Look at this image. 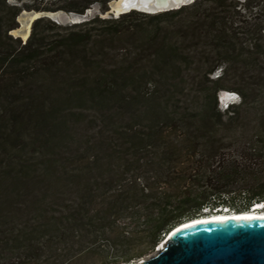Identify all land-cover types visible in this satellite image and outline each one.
Returning <instances> with one entry per match:
<instances>
[{
    "label": "trees",
    "instance_id": "16d2710c",
    "mask_svg": "<svg viewBox=\"0 0 264 264\" xmlns=\"http://www.w3.org/2000/svg\"><path fill=\"white\" fill-rule=\"evenodd\" d=\"M109 1L0 0V264L96 250L120 262L140 227L148 250L180 223L264 201V0L11 33L25 8ZM222 90L239 100L223 108Z\"/></svg>",
    "mask_w": 264,
    "mask_h": 264
},
{
    "label": "water",
    "instance_id": "95a60500",
    "mask_svg": "<svg viewBox=\"0 0 264 264\" xmlns=\"http://www.w3.org/2000/svg\"><path fill=\"white\" fill-rule=\"evenodd\" d=\"M117 1H109L108 10L102 13L104 17H117L134 9L147 13L168 11L195 0H122V10L118 12L113 8ZM92 11V8L83 13L66 9L26 10L21 14L40 13L32 20L28 36L24 38L19 33L23 26L20 19L12 32L26 42L33 22L40 17H49L65 25L87 20ZM74 17L80 19L74 20ZM135 264H264V216L237 214L226 218L190 219L171 229L153 255Z\"/></svg>",
    "mask_w": 264,
    "mask_h": 264
},
{
    "label": "rangeland",
    "instance_id": "374dc122",
    "mask_svg": "<svg viewBox=\"0 0 264 264\" xmlns=\"http://www.w3.org/2000/svg\"><path fill=\"white\" fill-rule=\"evenodd\" d=\"M30 1L31 0H12L13 3L19 4V5L29 3ZM46 1H48L49 4L52 3L53 6H58L61 3L64 4V0H46ZM108 3H107V7L105 9L103 8V5L101 3H99V2L93 3L90 7H88V8L93 9V11L91 12V15L88 19H90L96 15H99L100 17H104V15H102V13L105 12L106 10H108ZM60 9H62V8H60ZM26 10L30 11V10L25 8L21 12L26 11ZM51 11H53V10H51ZM19 15L20 16H18V19L22 20L24 15L21 13ZM37 16H38V14L35 17H37ZM110 17H116V16H110ZM110 17H106V18H110ZM69 24H73V23H69ZM65 25H68V24H65ZM31 31H32V29H31ZM11 33L14 36H18L14 31L12 32V30H11ZM25 33L26 32L22 33L23 37H24ZM219 73H220V70H218L212 76L216 77L219 75ZM194 77H195V75L192 74L191 78H194ZM238 100H239V96H238L237 92L222 90L219 93L220 105L223 108H225L230 102L238 101ZM225 209L223 211H225ZM127 224L123 223V222L121 223L122 226H127ZM120 229H121L120 227L118 229H115V231L113 232V235H112L113 238H117L118 234L121 233ZM144 230L145 229L143 227H140L137 231L133 232L132 235H130L126 239L128 254L131 255V258H129L128 260H124V261H120V262H114L113 261L116 254H121L120 251H119V253H116V250L108 253L106 251L96 250L94 252L84 254L82 257L78 258L77 260H75L71 264H130V263H137L138 261L153 255L157 251V248L159 245V244H157L154 248H150L148 250H145L146 247L148 246V242H147L148 237H147V233ZM143 250H145V251L143 252Z\"/></svg>",
    "mask_w": 264,
    "mask_h": 264
},
{
    "label": "bare ground",
    "instance_id": "6f19581e",
    "mask_svg": "<svg viewBox=\"0 0 264 264\" xmlns=\"http://www.w3.org/2000/svg\"><path fill=\"white\" fill-rule=\"evenodd\" d=\"M121 2H122V0H118L113 5V8L117 12L120 11V10H122V8H121ZM36 15H37V13H35V12H33V13H27V16H26V18H24L23 22H25L28 19L33 20ZM78 19H80V18L74 17V20H78ZM29 28H30V23L27 24L26 33L24 35V38H26L28 36V34H29ZM19 30H20L19 33L22 32L21 31L22 28H20ZM20 34L23 36L22 33H20ZM258 203H260V202H258ZM254 206L255 207H253L252 209L247 210V211L237 212V211H228V209H226L227 211L225 210V211H222V212L221 211H218V212H215V213H212V214H206V215L197 217V219H201V218L202 219H205V218L207 219V218H211V217L212 218H226V217L234 216V215H237V214H245L246 216H255V217H257V216H264V205L257 204V205H254ZM130 264H135V263H130Z\"/></svg>",
    "mask_w": 264,
    "mask_h": 264
},
{
    "label": "flooded vegetation",
    "instance_id": "af4514ba",
    "mask_svg": "<svg viewBox=\"0 0 264 264\" xmlns=\"http://www.w3.org/2000/svg\"><path fill=\"white\" fill-rule=\"evenodd\" d=\"M12 1V0H11ZM22 13V12H21ZM27 13H33V12H26V13H24L23 15V18H22V24H23V26L21 27L22 28V32H20V33H24V32H26V27H27V24L28 23H30L31 24V22H32V20H30V19H28V20H26L25 22H23V20H24V18H26V16H27ZM35 13H37L38 15H40V13L39 12H35ZM29 15V14H28ZM18 16H20V15H18ZM31 17V16H30ZM35 18V17H34ZM79 18V17H78ZM18 19V18H17ZM18 22H19V20H18ZM18 27V26H17ZM30 29V28H29Z\"/></svg>",
    "mask_w": 264,
    "mask_h": 264
},
{
    "label": "clouds",
    "instance_id": "9594fccd",
    "mask_svg": "<svg viewBox=\"0 0 264 264\" xmlns=\"http://www.w3.org/2000/svg\"><path fill=\"white\" fill-rule=\"evenodd\" d=\"M262 202H264V201H262ZM261 203V202H260Z\"/></svg>",
    "mask_w": 264,
    "mask_h": 264
}]
</instances>
